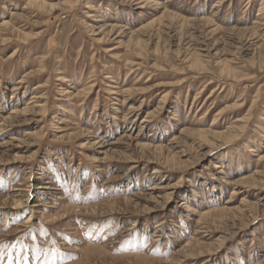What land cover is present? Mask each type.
<instances>
[{
  "label": "rangeland",
  "instance_id": "rangeland-1",
  "mask_svg": "<svg viewBox=\"0 0 264 264\" xmlns=\"http://www.w3.org/2000/svg\"><path fill=\"white\" fill-rule=\"evenodd\" d=\"M0 264H264V0H0Z\"/></svg>",
  "mask_w": 264,
  "mask_h": 264
},
{
  "label": "bare ground",
  "instance_id": "bare-ground-1",
  "mask_svg": "<svg viewBox=\"0 0 264 264\" xmlns=\"http://www.w3.org/2000/svg\"><path fill=\"white\" fill-rule=\"evenodd\" d=\"M37 4H38V3H37ZM90 6H92V5H89L88 9H91V8H92V7H90ZM16 112H17V110H16V111H13L12 113H16ZM18 196H19V195H18ZM15 203L18 204V205H17L18 207L24 205V202H15ZM18 207H15V208L17 209ZM32 221H33V216L31 215V216L28 217L26 223H27V224H30V223H32Z\"/></svg>",
  "mask_w": 264,
  "mask_h": 264
}]
</instances>
